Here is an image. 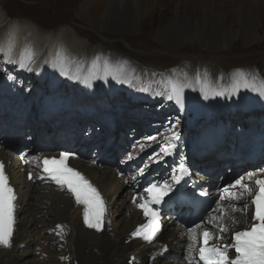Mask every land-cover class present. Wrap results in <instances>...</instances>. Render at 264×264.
<instances>
[{"label": "bare ground", "instance_id": "6f19581e", "mask_svg": "<svg viewBox=\"0 0 264 264\" xmlns=\"http://www.w3.org/2000/svg\"><path fill=\"white\" fill-rule=\"evenodd\" d=\"M90 1L85 0L76 10V16L82 23L87 25L90 23L92 26L97 24L98 29L106 31L112 22L118 19L121 30H125V34L139 33L138 22L145 11L144 5L139 0H105L99 17L94 19L88 13ZM206 1L209 2L210 0ZM212 1L214 0H211L210 3ZM3 18L4 16L0 12V31H2L0 32V38H4L5 36L7 38L9 37L6 40L7 42L4 41L0 47V52L4 53L6 59L4 65L9 66L10 64H14V59H17L20 53L23 37L27 33L28 42L24 55V63L26 68H30L34 61L38 59V56H42L44 48L49 44L46 42L47 37L41 35L42 33H38L40 31H37L38 29L36 27L27 25L24 28V32H21V40L18 41L16 36L20 32L11 31L3 33V31H6V27L12 23L5 18V21H3ZM236 24V26L234 24H230L231 26L227 25L225 17L221 14L219 17L213 18L211 22L201 20L200 22L197 21L196 24L191 23L186 16L177 14L170 25L157 31L156 38L163 45L171 49L178 48L180 43L191 38L193 42L197 41L201 47L210 50L227 48L236 39H241L245 46L250 45L252 41L257 42L260 40L257 22L250 13L244 15L238 12ZM125 34L123 35L125 36ZM60 35L62 36L60 41H55L58 46H55L56 53L51 56L50 65H45L40 73L42 75L46 71H50V88L57 89L58 83L65 80V77L71 73L79 72L90 77V83L86 89L87 93H93L104 86L113 95L119 93L120 89H129L131 84L130 79L125 80L124 77L115 78L110 73H107L105 75L106 80L103 81L102 77H99V73H104L100 66L102 60H116L118 64L117 68L119 69H126L128 65L133 64L130 63L131 61L128 62L126 58L114 55L102 46H92L88 41H82L80 43L79 38L78 40L74 38L76 36L74 33H66L63 31ZM102 52L109 53V57H106V54L102 55ZM94 58H97V61L93 65L92 59ZM72 60L78 61L74 65L78 69H73V66H71V70L69 69ZM136 67L138 69V66ZM136 67L132 66V74L135 72L134 68L136 69ZM6 74L3 72L1 77L6 76ZM125 74L126 78H130L131 74L129 71L125 72ZM258 76L253 78L252 86L255 88L256 93L261 95L264 93V80H261ZM239 78L241 77H237L231 82L233 85L238 86L236 92L233 93L231 101L233 107L240 106L241 108H246L248 101L242 95V86H244L246 79L243 78L240 80ZM2 80L0 81L1 86L3 85ZM130 100L137 101L138 98L131 96ZM201 100L199 97L196 98L192 107L187 109V117L182 124L174 127V130H171L168 136L163 138L165 149L162 152V160L150 163L155 155L154 142H157L159 137L160 128L155 123L150 122L144 124L142 118L135 119V115L126 109L112 113L109 111L105 116L102 111L97 112L94 108L93 115H87V117L92 116L87 127L85 126V129H80L77 132H71L69 125L74 123V121L70 120V115L64 118L59 117L60 113L63 115L69 113L67 103L58 101V99L47 98L43 106L39 108L40 116L38 119L41 120V118H44V121L39 123L36 119L31 126L27 127L29 134H34V137L39 138L43 136L42 130L46 129L47 119L50 118V121H52L54 116L56 117L54 120L56 122V127L54 126L56 130L55 134H60L53 137L52 141L55 143H64L67 140L69 143L75 140L67 134L73 135L77 139L82 138L84 134L89 135L91 138H95L97 135L108 136L109 132H114L113 128L122 129L137 122H139L137 126L139 130L138 134L142 132V135L139 138L137 136L127 140L125 149L128 155L119 162L120 165L114 162L118 160L121 154L118 150H115L111 146L109 148L103 145L97 146L95 143L91 147L98 154L94 157V161L97 162L98 158H102L103 165H107L111 161L113 166L91 167L84 159L76 162L77 165L85 168L86 174L90 179L88 181L97 189L104 202L105 222L101 227V232L96 231L94 228H89L84 223V205L77 204L71 194H67L58 189L39 187L33 184L31 179H29L30 171L25 168L24 163L21 162V158L15 157L6 148L0 151L1 158L8 164V172L12 175L11 180L17 189L19 197L15 204L13 214L14 225L11 246L7 248L0 246V264H178V261L174 257L168 262L162 261L164 247L168 246L172 250L174 249L171 247L173 244L171 239L174 238L172 233L178 230H182L185 235H188V238H184L183 240L178 238V242L180 243L181 250L188 249V251L181 252L182 256L184 258H190V232L189 230L182 229L181 224H177L174 218L165 222L164 231L153 238L151 243L146 244L133 237L132 234L136 227L142 224L145 218L142 216L141 210L137 207L139 201L137 204H132L131 202L132 195L135 193L132 189V183L142 180V177L147 175L148 171L155 173L159 178L164 179L170 177L172 174L171 163L174 161L176 151L179 150L176 148L177 143H180L182 134L188 125H197L199 123V117L203 113L200 105ZM221 103V99L217 96L213 101V107H217ZM259 103V108L264 105V95L261 96ZM85 106L90 105L83 103V107ZM92 106L91 104L90 107L92 108ZM5 111H7L5 105L0 106L1 121L2 116L6 115ZM53 112L54 115L52 116ZM238 114H242V112ZM102 115L104 116V120L101 126H99L97 120ZM79 116L80 118H84L86 114L80 110ZM244 117L246 118L245 114ZM12 118L15 120L14 115H12ZM239 121L242 122L241 120ZM8 123L9 121L0 122L1 125H7ZM229 123L231 126L232 122L229 121ZM0 131L2 130L0 129ZM18 131L14 132L13 135L15 137L18 136ZM60 132L64 133V135H61ZM174 133L178 138H173ZM235 133L237 140L234 144V150L228 153L227 151L231 147L227 144L228 146L223 148L224 151L216 153L217 155L221 154V158L224 156L226 158L246 157L251 152L257 154L260 151V145L257 143L259 137L251 133L250 128L237 127ZM195 139L198 140V144L190 145L189 149L196 154H193L195 155L194 166H200L198 169L200 170L202 168L204 170V162L210 160L211 154L204 160L200 156L201 153H209L210 151L218 149L220 147L218 145L219 141L215 139L212 141L203 140L201 136L195 137L192 140ZM216 141H218L217 144ZM33 142L39 143L42 141L41 139H35ZM10 143L11 141L5 142L4 146ZM241 162L242 159H238V161L229 160L227 166H231L230 169H232V166L236 165V168L239 169V163ZM120 171L126 172L128 175L130 173L132 174L130 176L126 174V177L120 180L117 176V173ZM209 173V171L206 172V174ZM241 173L238 172L236 174V176H239L236 180L230 177L227 178L226 181L230 179L228 186L236 185V181L241 178L247 179L249 174L264 178V161H259V169L245 171L240 176ZM206 180L210 182L207 177ZM226 189L230 188L228 187ZM243 201V198L238 200H229L226 198L220 204L219 208L215 203L214 212L216 213L208 216L202 223V227L211 230L214 235L217 234V229L208 223L209 218L220 215V209L227 207V204L231 208L234 206L237 211L243 212L240 214H244V212L250 213L253 209L248 206L245 208ZM219 203L220 201H218ZM231 219L228 214L225 216L223 223L228 225ZM244 221L243 218L238 220L232 219V222H238L240 225ZM253 222V216H251L250 223ZM243 230L241 227L236 228L233 233ZM230 236L231 234L225 232L223 233L222 239L219 238V235H215L214 239L225 244L231 242ZM193 247L195 248V245ZM36 252L40 253V255L36 256ZM175 253L176 255L178 254L177 252ZM17 257L18 260H16Z\"/></svg>", "mask_w": 264, "mask_h": 264}, {"label": "rangeland", "instance_id": "374dc122", "mask_svg": "<svg viewBox=\"0 0 264 264\" xmlns=\"http://www.w3.org/2000/svg\"><path fill=\"white\" fill-rule=\"evenodd\" d=\"M84 1L0 0V12L5 19L12 22L3 33L20 32L17 33V38L14 37L19 41L24 28L32 25L40 31L38 33L47 37L46 42L49 43L44 48L42 56H38L30 68H26L24 63L28 42L27 33L23 37L18 58L14 59V64L10 68L7 69L4 65L5 55L0 52V81L3 79V85H0V106L5 105L7 116L16 113L23 116L24 121H30V117L37 114L39 106L44 104L46 98H55L57 95L63 96L68 103L67 107L73 106V103L76 107L86 103L84 94L86 86L90 83V77L79 72L71 73L60 82L59 91L55 92V88H50V71L40 74L45 65H50L51 56L56 53L58 46L55 41H60L62 37L60 33L63 31L74 33L76 35L74 38L77 40L79 38L80 43L88 41L92 46H102L114 55L126 58L128 62L131 61L133 67L138 66V69L134 68L135 72L132 74L131 65H128L126 69H119L116 60H102L100 66L104 73H99V77L101 76L105 81V75L110 73L115 78L130 79L129 89H120L119 93L113 95L105 86L99 88L96 90L97 97H93L97 102L89 103L93 107L91 108L90 105L82 108L83 111H92V114L95 108L98 109L97 111H102L104 115H107L109 111L112 113L126 109L139 114L144 124L152 122L158 125L160 129L158 141L154 142V161L162 160V152L165 149L163 138L168 136L174 127L182 124L187 117V109L192 107L196 98L202 99L201 120L208 121L206 124L214 129H225L220 124H228L226 129L231 127L224 119L226 116L216 113L232 111L231 99L238 89L237 85L231 83L235 78L246 79L242 86V95L248 101L247 107L258 106L259 96L252 86V81L257 75L264 80V0H214L211 3V0L209 2L206 0H139L144 5L145 11L138 22L139 33L137 34H125V30H121L118 19L114 20L106 31L98 29L97 24L92 26L90 23L88 25L82 23L76 16V10ZM104 2L105 0L90 1L88 13L93 19L99 17ZM237 11L244 15L251 14L257 22L261 41H252L250 45L245 46L241 39H236L227 48L210 50L201 47L197 41L193 42L190 38L180 43L178 48L171 49L156 38L157 31L170 25L177 14L186 16L193 24L201 20L211 22L213 18L221 14L225 17L227 25L236 26ZM8 38L7 36L0 38V47ZM102 53L109 57V53ZM96 61L97 58L92 59L93 65ZM76 63L78 61L72 60L69 69L71 70V66L73 69H78L74 66ZM126 70L130 72V78H126ZM3 72L7 74L1 77ZM163 85L167 88V92L172 93L170 101H162L161 105L152 103L151 106L142 105L138 100H130L131 96L140 99L145 97L144 94L155 91H147L148 86L158 88ZM217 96L222 104L214 109L213 101ZM76 107L73 111H77ZM237 108L241 109L240 106ZM205 112L208 113L206 119L202 118ZM255 120L256 117L253 118V121ZM19 122L22 123V121ZM138 123L127 129H121L122 132L119 135L114 131L112 140L98 137L99 144L109 146V143H119L120 147L125 146L127 140L137 136L139 138L142 135V132L138 134ZM233 129L236 127L233 126ZM104 141L107 143L103 144ZM120 150L128 155L125 148ZM35 254L40 255L37 252Z\"/></svg>", "mask_w": 264, "mask_h": 264}, {"label": "snow or ice", "instance_id": "6c2138e0", "mask_svg": "<svg viewBox=\"0 0 264 264\" xmlns=\"http://www.w3.org/2000/svg\"><path fill=\"white\" fill-rule=\"evenodd\" d=\"M173 138H178V136L174 133ZM69 157L70 154L61 153L59 158H44L42 170L47 173L48 179L55 182L61 189L66 187L77 204L84 205V223L99 232L102 224L101 217L105 211L104 202L97 189L79 171L67 166L66 161ZM31 178V173H29V179ZM247 181L248 183H245L243 178L237 180L236 185L232 187L238 186L240 191L232 192L225 189L226 196H221V200L226 198L238 200L247 194L252 196L251 204L255 206L253 224L246 230L235 232L230 245L210 243L215 235H219V238L222 239L223 233L228 231L227 226L223 223L225 216L229 213L227 207L220 209V215L209 218L208 223L217 229V234L214 235L211 230L203 228L201 224H197L189 230V251H196L202 264H264V178L254 179L253 174H249ZM174 182L179 183V177H174ZM253 184L256 189L254 195ZM171 190L172 186L167 183L152 184L144 190L148 196L142 198V202L137 204V207L143 212L148 223L138 227L132 234L133 237L139 236L146 242H152L155 234L159 231L160 216L159 208L152 206L159 205ZM136 199H133V203H136ZM14 200V190L9 185L3 164L0 163V246L5 248L11 246ZM244 207L247 208V205ZM231 211L235 212L237 209L233 206ZM194 245H198V247L194 248ZM230 249H234V256L229 255Z\"/></svg>", "mask_w": 264, "mask_h": 264}, {"label": "trees", "instance_id": "16d2710c", "mask_svg": "<svg viewBox=\"0 0 264 264\" xmlns=\"http://www.w3.org/2000/svg\"><path fill=\"white\" fill-rule=\"evenodd\" d=\"M158 88H160V86ZM158 88H154V90L156 91V93L159 91V90H157Z\"/></svg>", "mask_w": 264, "mask_h": 264}]
</instances>
